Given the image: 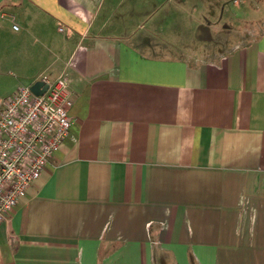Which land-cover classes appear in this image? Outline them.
I'll return each instance as SVG.
<instances>
[{
    "label": "crops",
    "instance_id": "obj_1",
    "mask_svg": "<svg viewBox=\"0 0 264 264\" xmlns=\"http://www.w3.org/2000/svg\"><path fill=\"white\" fill-rule=\"evenodd\" d=\"M146 2L0 0V103L43 74L74 99L0 264H264V20L183 52Z\"/></svg>",
    "mask_w": 264,
    "mask_h": 264
},
{
    "label": "built area",
    "instance_id": "obj_2",
    "mask_svg": "<svg viewBox=\"0 0 264 264\" xmlns=\"http://www.w3.org/2000/svg\"><path fill=\"white\" fill-rule=\"evenodd\" d=\"M38 80L47 86L42 94L21 85L0 103V223L11 217L70 134L69 77L43 74Z\"/></svg>",
    "mask_w": 264,
    "mask_h": 264
},
{
    "label": "rangeland",
    "instance_id": "obj_3",
    "mask_svg": "<svg viewBox=\"0 0 264 264\" xmlns=\"http://www.w3.org/2000/svg\"><path fill=\"white\" fill-rule=\"evenodd\" d=\"M143 8L161 15L165 33H178L172 41L183 52L225 51L254 37L264 20V0H147Z\"/></svg>",
    "mask_w": 264,
    "mask_h": 264
},
{
    "label": "water",
    "instance_id": "obj_4",
    "mask_svg": "<svg viewBox=\"0 0 264 264\" xmlns=\"http://www.w3.org/2000/svg\"><path fill=\"white\" fill-rule=\"evenodd\" d=\"M42 86H43V82L40 80H37L31 85V89L37 94H42L47 88L46 85H44L43 87Z\"/></svg>",
    "mask_w": 264,
    "mask_h": 264
}]
</instances>
